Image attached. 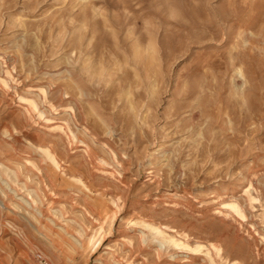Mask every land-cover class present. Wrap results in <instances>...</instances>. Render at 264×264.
Masks as SVG:
<instances>
[{"label":"rangeland","instance_id":"374dc122","mask_svg":"<svg viewBox=\"0 0 264 264\" xmlns=\"http://www.w3.org/2000/svg\"><path fill=\"white\" fill-rule=\"evenodd\" d=\"M39 254L264 264V0H0V264Z\"/></svg>","mask_w":264,"mask_h":264},{"label":"bare ground","instance_id":"6f19581e","mask_svg":"<svg viewBox=\"0 0 264 264\" xmlns=\"http://www.w3.org/2000/svg\"><path fill=\"white\" fill-rule=\"evenodd\" d=\"M43 153H44V156H45V158H46L47 160H49L50 162L56 164V162H55L53 156H51V155H50L48 152H46V151H43ZM236 209H237V208H236ZM237 212H238V211H237ZM216 250H217L218 253H220V249H219V248H216Z\"/></svg>","mask_w":264,"mask_h":264},{"label":"built area","instance_id":"2783aa9c","mask_svg":"<svg viewBox=\"0 0 264 264\" xmlns=\"http://www.w3.org/2000/svg\"><path fill=\"white\" fill-rule=\"evenodd\" d=\"M39 258H40L41 264H50V262L48 261V259L45 256L39 254Z\"/></svg>","mask_w":264,"mask_h":264}]
</instances>
